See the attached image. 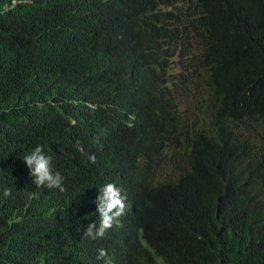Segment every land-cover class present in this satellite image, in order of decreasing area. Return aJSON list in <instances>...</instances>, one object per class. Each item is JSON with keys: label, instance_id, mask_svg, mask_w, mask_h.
<instances>
[{"label": "trees", "instance_id": "16d2710c", "mask_svg": "<svg viewBox=\"0 0 264 264\" xmlns=\"http://www.w3.org/2000/svg\"><path fill=\"white\" fill-rule=\"evenodd\" d=\"M37 145L63 192L32 183ZM108 183L123 226L84 238ZM101 248L264 264V0H0V264Z\"/></svg>", "mask_w": 264, "mask_h": 264}, {"label": "clouds", "instance_id": "9594fccd", "mask_svg": "<svg viewBox=\"0 0 264 264\" xmlns=\"http://www.w3.org/2000/svg\"><path fill=\"white\" fill-rule=\"evenodd\" d=\"M83 151L82 147L78 148ZM89 160L95 162V156H90ZM23 163L25 164L29 177L32 183L38 189H58L63 192V176L59 172H54L52 169V157L45 155L44 148L37 145L30 153L24 156ZM98 195L95 200L96 211L99 215L98 222L88 224L83 232L84 238L96 240L103 238L106 231L111 229L113 225L122 227L120 218L125 215L127 196L122 194V190L113 183L103 185L98 190ZM11 190L3 189V196L9 197ZM97 260H103L104 264H112L111 258L105 249L98 250Z\"/></svg>", "mask_w": 264, "mask_h": 264}]
</instances>
